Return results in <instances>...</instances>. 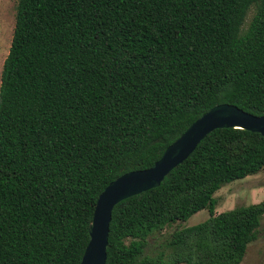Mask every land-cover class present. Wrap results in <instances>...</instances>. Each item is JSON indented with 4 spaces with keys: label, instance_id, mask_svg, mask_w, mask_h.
<instances>
[{
    "label": "trees",
    "instance_id": "16d2710c",
    "mask_svg": "<svg viewBox=\"0 0 264 264\" xmlns=\"http://www.w3.org/2000/svg\"><path fill=\"white\" fill-rule=\"evenodd\" d=\"M0 75V264H79L96 201L220 104L264 116V0H15ZM253 14L245 26L249 11ZM264 169V138L207 135L117 204L106 264H240L264 201L214 194ZM206 210L209 218L165 228Z\"/></svg>",
    "mask_w": 264,
    "mask_h": 264
},
{
    "label": "water",
    "instance_id": "95a60500",
    "mask_svg": "<svg viewBox=\"0 0 264 264\" xmlns=\"http://www.w3.org/2000/svg\"><path fill=\"white\" fill-rule=\"evenodd\" d=\"M218 129H240L264 138V116H254L231 104L217 105L169 145L150 168L128 172L111 182L96 201L88 226L89 241L79 264H106L114 207L123 200L159 187L164 178L185 161L207 135Z\"/></svg>",
    "mask_w": 264,
    "mask_h": 264
},
{
    "label": "rangeland",
    "instance_id": "374dc122",
    "mask_svg": "<svg viewBox=\"0 0 264 264\" xmlns=\"http://www.w3.org/2000/svg\"><path fill=\"white\" fill-rule=\"evenodd\" d=\"M252 14L253 9L247 15L244 28L248 24ZM15 16L16 1L0 0V75L3 62L11 45ZM214 198L217 202L215 214L264 201V169L257 175L248 176L245 179L223 186L214 194ZM208 218L209 213L206 210H202L194 214L186 222L177 223L165 228L150 242L152 244L151 248H156L175 229L194 226L206 221ZM240 264H264V217L261 220V231L258 239L248 246L246 255Z\"/></svg>",
    "mask_w": 264,
    "mask_h": 264
}]
</instances>
